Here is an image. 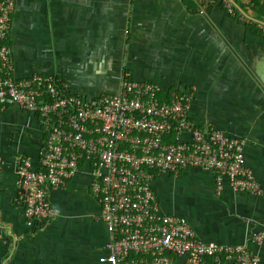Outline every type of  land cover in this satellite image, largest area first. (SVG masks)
<instances>
[{
	"label": "crops",
	"instance_id": "1",
	"mask_svg": "<svg viewBox=\"0 0 264 264\" xmlns=\"http://www.w3.org/2000/svg\"><path fill=\"white\" fill-rule=\"evenodd\" d=\"M6 44L13 73L55 74L90 98L116 90L117 78L190 94L188 115L242 141L257 197L232 192L225 179L187 169L155 179L165 212L182 216L201 241L246 242L264 262V37L229 16L219 1L197 12L195 0H12ZM256 18L249 0H235ZM260 19L264 17L259 16ZM36 123L16 107L0 115V264H103L105 229L89 179L77 173L48 193L54 216L26 226L16 199L15 156L35 164ZM252 232L258 243L247 242Z\"/></svg>",
	"mask_w": 264,
	"mask_h": 264
},
{
	"label": "built area",
	"instance_id": "2",
	"mask_svg": "<svg viewBox=\"0 0 264 264\" xmlns=\"http://www.w3.org/2000/svg\"><path fill=\"white\" fill-rule=\"evenodd\" d=\"M219 1L225 12L251 23L264 37V19L250 18L235 0H195L197 12ZM12 0H0V115L16 107L40 134L35 164L15 156L16 199L26 226L54 216L48 193L85 174L105 229L103 264H264L246 242L220 245L197 239L182 216L161 209L155 179L187 169L211 173L215 192L225 179L232 192L259 196L245 165L242 141L188 115L190 94L162 93L149 82L120 74L116 90L90 98L73 93L55 74L16 77L6 44ZM261 234L247 240L258 243Z\"/></svg>",
	"mask_w": 264,
	"mask_h": 264
},
{
	"label": "trees",
	"instance_id": "3",
	"mask_svg": "<svg viewBox=\"0 0 264 264\" xmlns=\"http://www.w3.org/2000/svg\"><path fill=\"white\" fill-rule=\"evenodd\" d=\"M249 6L254 12L256 19L262 20L259 16L264 17V0H249Z\"/></svg>",
	"mask_w": 264,
	"mask_h": 264
},
{
	"label": "flooded vegetation",
	"instance_id": "4",
	"mask_svg": "<svg viewBox=\"0 0 264 264\" xmlns=\"http://www.w3.org/2000/svg\"><path fill=\"white\" fill-rule=\"evenodd\" d=\"M35 130H36V132L38 133L37 125H36V129H35Z\"/></svg>",
	"mask_w": 264,
	"mask_h": 264
},
{
	"label": "rangeland",
	"instance_id": "5",
	"mask_svg": "<svg viewBox=\"0 0 264 264\" xmlns=\"http://www.w3.org/2000/svg\"><path fill=\"white\" fill-rule=\"evenodd\" d=\"M157 180H160V178H159V179H157Z\"/></svg>",
	"mask_w": 264,
	"mask_h": 264
}]
</instances>
